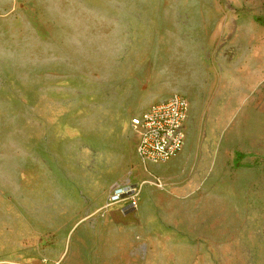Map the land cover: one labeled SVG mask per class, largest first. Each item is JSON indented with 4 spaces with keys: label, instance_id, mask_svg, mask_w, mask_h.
I'll return each instance as SVG.
<instances>
[{
    "label": "rangeland",
    "instance_id": "rangeland-1",
    "mask_svg": "<svg viewBox=\"0 0 264 264\" xmlns=\"http://www.w3.org/2000/svg\"><path fill=\"white\" fill-rule=\"evenodd\" d=\"M150 90L187 95L233 153L231 264H264V0H0V189L45 211L49 178L70 180L74 234L88 204H124Z\"/></svg>",
    "mask_w": 264,
    "mask_h": 264
},
{
    "label": "crops",
    "instance_id": "crops-1",
    "mask_svg": "<svg viewBox=\"0 0 264 264\" xmlns=\"http://www.w3.org/2000/svg\"><path fill=\"white\" fill-rule=\"evenodd\" d=\"M175 93L150 90L134 116ZM191 116L189 102L184 144L169 160L143 161L136 147L129 154L133 167L127 176L139 186L137 206L96 200L85 212L93 223L80 233L73 232L70 180L49 178L45 211L21 209L0 189V264H218L211 250L220 251L219 264H231L234 235L243 226L232 205L234 156L215 140L216 131L202 130ZM128 124L121 115V127ZM152 176L164 186L157 187ZM39 185L46 190V183Z\"/></svg>",
    "mask_w": 264,
    "mask_h": 264
},
{
    "label": "built area",
    "instance_id": "built-area-1",
    "mask_svg": "<svg viewBox=\"0 0 264 264\" xmlns=\"http://www.w3.org/2000/svg\"><path fill=\"white\" fill-rule=\"evenodd\" d=\"M189 101L183 94L175 93L169 98L158 100L141 115L134 116L131 124L137 133V153L140 159L164 162L175 156L182 148L186 136L185 121ZM162 188L164 183L157 176L150 178ZM139 186L128 177L113 187L112 200H127V207L137 206Z\"/></svg>",
    "mask_w": 264,
    "mask_h": 264
},
{
    "label": "trees",
    "instance_id": "trees-1",
    "mask_svg": "<svg viewBox=\"0 0 264 264\" xmlns=\"http://www.w3.org/2000/svg\"><path fill=\"white\" fill-rule=\"evenodd\" d=\"M240 156H243L242 154H240Z\"/></svg>",
    "mask_w": 264,
    "mask_h": 264
}]
</instances>
